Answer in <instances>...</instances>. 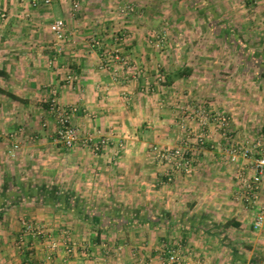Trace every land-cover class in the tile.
<instances>
[{"label":"crops","instance_id":"0c3cea01","mask_svg":"<svg viewBox=\"0 0 264 264\" xmlns=\"http://www.w3.org/2000/svg\"><path fill=\"white\" fill-rule=\"evenodd\" d=\"M131 1H137V7L155 9L164 4L170 11L181 6L166 0ZM96 2L81 0V5L98 8ZM203 2L232 8L231 0ZM253 2L259 4L254 17L250 13L249 19L227 21L220 15L215 20L231 31L228 40V34L213 31L216 41L212 45L200 41L205 25L210 24L201 12L179 16L182 30L172 28L163 50L150 48L144 35V29L157 19H130L132 23L125 25L131 34L121 54L137 58L144 67L135 79L119 83L105 67L97 66L106 48L115 45L109 36L99 53L87 52L92 31L86 25L95 16H71L70 6L61 0L50 7L42 0L38 6L31 0H0V11H6L0 18V193L5 179L15 191L19 188L14 186L20 185L35 190L41 185L57 187L94 207H116L119 215L134 218L118 227L103 225L99 235L76 211L41 201V192L16 197L18 191L7 190L11 202L0 208V264H166L163 253L177 243L183 245V264L199 260L200 264H264V259L255 261L253 249L248 255L230 243L231 235L252 230L241 228L256 209L245 199H236L243 187L236 179L237 165L227 161L229 150L247 137L264 135V113L260 121L254 114L256 107L264 106V99L254 101L252 94L250 98L239 94L244 84L254 92V84L264 82V67H254L252 57L258 44L264 50V0ZM108 6L105 3L103 11ZM56 17L66 19L73 32L71 44L54 37L50 25ZM252 20L263 29L254 39H261L257 45L251 41L255 35ZM238 23L243 24L240 34ZM181 35L197 45L176 46ZM240 39L245 48L241 58L234 59L236 64L221 60L225 48L233 56L238 54ZM245 55L250 59L245 60ZM124 68L125 72L132 69ZM180 71L188 74L169 82V76ZM53 90L61 103L78 106L73 123L82 137L89 134L100 141L99 151L91 144L67 148L58 142L55 118L48 111ZM184 106L189 107L187 112ZM198 106L232 116L226 133L209 122L204 146L195 143L201 126L190 111ZM187 135L193 145L190 173L181 164L161 162L153 155V143L178 146ZM252 161V157L240 159L247 176ZM21 218L43 227L40 235H25L23 249L17 247L23 231ZM229 218L240 226L228 229ZM67 235L76 246L71 254L65 249ZM51 240L59 241L54 251L49 247Z\"/></svg>","mask_w":264,"mask_h":264},{"label":"built area","instance_id":"2783aa9c","mask_svg":"<svg viewBox=\"0 0 264 264\" xmlns=\"http://www.w3.org/2000/svg\"><path fill=\"white\" fill-rule=\"evenodd\" d=\"M55 0H42V4L46 6H51ZM66 2L70 6L71 15L74 16L80 13L82 9L81 0H61ZM33 6H38L41 4V0H31ZM118 15L129 14L134 12L135 3L124 2L113 6ZM6 16V11H0V18ZM51 31L59 36L64 37L67 29V21L65 18H55L51 25ZM112 38L118 45L114 47L113 51H108L104 53V60L115 59L120 62L117 67H113L112 63H105V68L112 74L113 79L119 83H127L130 78H136L141 74L142 68L138 67L137 62H130V65L126 64V57L121 56L119 53L121 51L127 34L124 30L117 28L111 33ZM104 41L102 38H96L93 40L92 45L102 48ZM121 46V48H119ZM60 49V48H59ZM104 63H102L103 65ZM101 65V67H102ZM131 67L128 71H124V67ZM122 67V69H121ZM121 69V70H120ZM188 106L183 107V112H187ZM48 111L53 114L55 118V135L58 142L67 148H73L79 143L91 144L95 151H99L101 148L100 141H94L91 135L81 136L80 130L73 123V118L78 111V106L75 104H63L57 97L55 91H53L52 96L49 99ZM192 114L199 120V125L201 126V131L195 134V143L199 146H204L208 140L207 127L209 122L213 121L216 123L223 133H226L230 123V117L226 113H220L212 109H207L202 106L198 108L191 109ZM182 144L178 146H163L155 144L152 146V152L156 159L161 162L177 163L182 165V168L186 173L192 171L193 157L191 149V136H184L182 139ZM18 144H15V147ZM241 157H252V166L250 175H246L245 171L241 167L240 159ZM228 162L235 163L237 165L236 179L239 181L243 187L242 194L236 195V199H245L247 202L252 203L255 206L257 212L253 220L254 228H262L264 226V201L260 199V190L264 184V135H259L258 137L247 138L243 143L232 145L229 150V155L227 158ZM21 225L23 228L22 233L19 235L20 240L17 242V247L23 249L24 238L26 234L40 235L41 229L43 227L33 226L26 218H21ZM67 233V231H64ZM65 249L68 254H71L75 249V243L71 241L69 235L66 236ZM49 247L52 251L59 247V241L51 240ZM166 264H183L186 261L185 254L183 253V245L177 243L170 248H167L163 253ZM195 264H200V260Z\"/></svg>","mask_w":264,"mask_h":264},{"label":"rangeland","instance_id":"374dc122","mask_svg":"<svg viewBox=\"0 0 264 264\" xmlns=\"http://www.w3.org/2000/svg\"><path fill=\"white\" fill-rule=\"evenodd\" d=\"M96 1H98V2H96V3H98V8L86 7V3H83V8L80 11V13H77L76 15H74V16L82 17V16H85V15L88 16V15L92 14L93 16H95L94 19L92 18L90 23H88L86 25L87 29L89 31L90 30L92 31L91 34L89 35L91 39H90V41H88L89 42V47L88 48H90L89 50H87L88 53H90L89 51H92L94 53H99L100 52L101 48L92 45L93 40L96 39V38H102V40H103L105 38V36L106 37L109 36L112 39V41H114V39L112 38L111 33L114 32L115 29H117V28H120V29L124 30L125 33L127 34V37L125 39V43H126V40L129 38V35L131 34V32L129 30V27H127L126 25L132 23L130 21V19L134 20L136 18V20L137 19L139 20V17L140 18L141 17H147V19H150V17H151V19L155 18V19L158 20V22H157V20L154 21V25H151L149 28L146 27L144 29V31H146L144 35L146 36L147 43H149L151 45L150 48L163 50L165 48V45L167 44L166 43V39L168 37V34L169 33H173L172 28L177 30V29H180V27H181V30H182V26L178 25L179 22L181 21V18H179V16H181V15L185 16L187 14H195V15H197L200 12V9H201V8H199V5L203 3V0H176V1L175 0H166L165 2H168V1L172 2L173 1V2L181 4L180 7L176 6V9H174L173 11H170V10H168L169 7L166 9V5H164V4H162L161 6H159L158 8L155 9V7L147 8L146 6L141 5V4H140V6L137 7V1L133 2L131 0H129V1L128 0H120V1H117L115 3H113L115 0H96ZM125 1L135 3V10H134V12H131L129 14L118 15V13L115 11L113 6L121 4V3H124ZM208 1H211V3L212 2L216 3V1H218V0H208ZM231 1L232 2H229L232 5L231 9L230 8H226V7L219 8L217 5L215 7H213V5H212L211 8L213 9V11L216 12L217 15H219V16L221 15L222 17L226 18L227 21L230 20V19H235L234 17H237L239 19L240 18L244 19L250 13H251V16L254 17V15L258 12L259 4L253 2L254 0H251L252 2H249L248 0H231ZM104 2L105 3H110L111 6H108L103 11V9L105 7V3ZM102 3H104V4H102ZM246 4H247V8L249 7V9H246V7H245ZM102 7H103V9H102ZM70 15H71V12H70ZM97 15L98 16L102 15L101 16L102 18H98ZM175 17L176 18L178 17L177 18L178 19L177 20L178 23L175 22V20H176ZM56 18H58V17H56ZM247 18L249 19V17H247ZM254 22H255V20H252V24H250L251 27L254 30V32H252V33L255 34L254 36H252L253 40H251V41L256 44V43L261 42V39L260 40H255V41H254V39H257V38L260 37V33L263 32L262 31L263 29L257 28L256 25L253 24ZM134 23H136V21ZM141 24H143V23H141ZM237 25H238L237 33L240 34V32L243 31V29L241 27L243 24L238 23ZM205 26H206L205 29H204L205 35H204V37H202V39H200V41H203L205 39L206 43L212 45V40L214 39V37L212 35V32L214 31V29H213V27L210 24H206ZM183 27H185V26H183ZM70 31L71 30H69L68 26H67L66 33H65L64 37H59L57 35H54V37L60 38V41L62 43H64V44L65 43L66 44H68V43L71 44V42L73 40L71 38L69 39V37L72 35L73 32H70ZM178 31H180V30H178ZM181 32L184 33L185 31H181ZM175 37H176V35H175ZM181 37H182V35L179 36L180 40L177 39V41H175L174 44L176 46L179 43L180 44L181 43L184 44L185 42H186V45H188V43H190L189 45L191 47H194L195 45H197L196 43L192 42L193 40H187L185 35L183 36V37H185L184 39H181ZM241 37L243 39L242 33H241ZM193 39H195V41L198 42V40L196 38H193ZM213 41L215 42L216 38ZM243 42L244 41L240 39L238 45H236V47L239 50V52H238V54L236 56H233L231 52H227V50L225 48L224 50H222L220 52V54L222 53L220 59L224 60L225 63H230L232 66H234V64H236L234 59L236 57H240L241 58L240 52L242 51L241 45L243 44ZM125 43L123 45H125ZM114 44L115 45L113 47H110L108 49L106 48V50L103 52V55L100 56V58L98 59V65H97L98 67H101L102 63H104L102 65V67H105L104 65H105V63L107 64V62L112 63L113 67H117L118 64H120V62L118 60H115V59H112V58H111V60H104L103 59L104 53H106L108 51H113L114 47L118 46L115 43V41H114ZM82 45H84V44L80 43V46H82ZM258 45H259V49H257V50L258 51H262L261 45L260 44H258ZM216 46H217V44H216ZM82 47L85 48V45L82 46ZM119 48H121V46ZM122 48H123V46H122ZM119 53L121 54V51ZM192 55H194V54H192ZM121 56H122V54H121ZM125 57H126V62H127L126 64H128V65H130V62H132V63H134V61L137 62V58L136 57H135L136 59L132 58L130 55H127ZM257 57L260 58V60H258L256 57L254 58L255 59V60H253L254 67H264V65H262V63L264 64V56L262 54H260ZM190 58H192V56ZM211 58L215 60V56H212ZM231 59H232V61H231ZM107 65H109V64H107ZM137 65H138V67H144L142 64L139 65L138 62H137ZM258 85H259L258 83L254 84L252 89H255V90H254V92L253 91L251 92V90H249L248 86H245V84H244V88L242 89V93H239V94H242L245 97H247V96L249 97L252 94L251 97L254 98V101H256L257 98L264 99V82L261 85H259V86H261L260 88H259ZM56 90H53V91L56 92ZM53 91H50L51 96H52ZM245 93H248V94H245ZM255 103H257V102H255ZM258 104H260V103H258ZM48 105H49V102H48ZM263 107L264 106H262V103H261V106L255 108L254 114H255V112L257 113V114H255L256 121L257 120L260 121V120L263 119V115L261 114L262 112L264 113V110H263L264 108ZM212 110H214V109H212ZM219 112L220 113H226L230 117V123H231L232 116L230 115V112L229 113H227L225 111H219ZM49 114L51 116H53L52 113L49 112ZM230 123H229L228 127H230ZM255 134L259 135V134H261V132H257ZM247 138H253L254 139L255 137H247ZM247 138H245V139H247ZM155 144H158V143H153L151 145V148ZM158 145H161V144H158ZM260 191H261L260 192L261 193L260 194V199H261V201H264V196L262 197V194H264V189L261 188ZM255 209H256V207H255ZM256 212H257V209L255 211V214H256ZM249 217H250V219L248 221L247 220L244 221V226L241 229H252V230H250V231L248 230V232L247 231H243V232H241L240 235L239 234L238 235H231L232 237H230V239H231L230 243L234 244L235 247H237L238 251H242L243 253H248V255H249V253H253L251 251L253 249V251H254L253 258L255 259V261L261 262L264 259V226L262 228H259V229L254 228L253 223L251 221L254 220L255 215H254V217H253V215H249ZM228 229H234V228L231 226V227H228ZM235 236H237V241H236V237ZM241 241H243V242H241ZM244 241H246V242H244ZM248 245H251L250 248H248Z\"/></svg>","mask_w":264,"mask_h":264},{"label":"trees","instance_id":"16d2710c","mask_svg":"<svg viewBox=\"0 0 264 264\" xmlns=\"http://www.w3.org/2000/svg\"><path fill=\"white\" fill-rule=\"evenodd\" d=\"M204 4V5H203ZM203 6L199 5L200 12L203 13L208 20L210 21L211 26L213 27L214 31L219 32L220 30L222 31V33L228 34L227 35V39L228 40L229 37V33L231 31L230 28L226 27L225 25H219L215 22V20L217 18H219L220 16L216 14L215 11H213V9L211 8L212 5L209 4H205V2H203ZM223 35V36H224ZM226 36V35H225ZM244 44V43H243ZM264 44V43H263ZM241 48H245L244 46L241 45ZM264 49V48H263ZM255 54V56L253 57V60H255L254 58L257 57L258 55L262 54L264 56V50L262 51H258L255 49V51L253 52ZM249 57L248 55H245V60H247L246 58ZM250 59V57H249ZM188 74V72L185 71H180V72H176L173 76H169V78L171 79L172 82L173 79L175 78L174 76H182L184 74ZM13 186H11L10 181L6 180L4 181V185H3V190L2 193H0V208L5 206L6 204H10L11 201H9L11 198H9L7 195L8 191H12L17 192L18 194L16 195V197H21V196H27V195H33V196H39L40 192H41V201L43 202H47V203H52L55 205H59L61 207H64L66 209H71L76 211L78 214H80L83 218H85L87 221H89L93 226H95L96 230L98 231L97 233L100 235L101 233V227L104 226H119L120 224H123L125 222H130L132 218L131 216L129 217H123L121 215H119V210L113 209L114 207H112L109 210H106L104 207L102 206H96L94 207L93 205H90L88 202H86L85 200H83L82 198H80L79 196H74L75 194L72 192H61L57 187H52L49 188L46 185H41V187H36L37 189L35 190L32 187H27V186H14V188H19V190H13L12 189ZM8 190V191H7ZM28 193V194H27ZM8 198V199H7ZM106 208H109V206H105ZM113 209V210H112ZM1 213H0V218H1ZM134 221V220H133ZM240 222L235 220V219H228L225 223V226H240ZM251 245H248V248H250Z\"/></svg>","mask_w":264,"mask_h":264}]
</instances>
